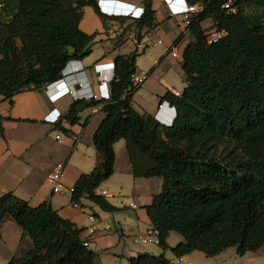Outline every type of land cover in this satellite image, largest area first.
I'll return each instance as SVG.
<instances>
[{"label": "trees", "instance_id": "1", "mask_svg": "<svg viewBox=\"0 0 264 264\" xmlns=\"http://www.w3.org/2000/svg\"><path fill=\"white\" fill-rule=\"evenodd\" d=\"M232 1L235 12L223 9ZM153 0H144V16L132 20L141 30L156 25ZM204 10L187 26L191 41L183 52L185 87L181 95L167 91L160 102L176 109L172 126L162 125L132 102L136 52L116 56L111 99L72 101L65 120L79 124L81 114L100 107L105 114L93 134L95 168L82 174L72 189V203L88 200L102 211L121 209L98 194L114 174V145L124 140L135 178H161L162 190L146 207L160 232V248L169 249L171 232L183 241L171 248L177 257L202 252L215 257L229 248L239 256L264 247V15H248L247 6L264 0H187ZM4 5V6H3ZM93 7L103 25H125L128 18L109 19L97 0H0V96H14L60 80L71 61L93 52L97 33L81 30L84 9ZM227 35L209 43L207 21ZM179 36L175 41L181 40ZM152 72V70L150 71ZM149 72V73H150ZM0 115V137H5ZM69 134V130L57 126ZM13 220L32 241V249L8 264H96L98 254L83 245V229L63 219L45 201L31 207L9 192L0 197V227ZM1 240V233H0ZM130 264H172L164 253L149 252Z\"/></svg>", "mask_w": 264, "mask_h": 264}, {"label": "crops", "instance_id": "2", "mask_svg": "<svg viewBox=\"0 0 264 264\" xmlns=\"http://www.w3.org/2000/svg\"><path fill=\"white\" fill-rule=\"evenodd\" d=\"M116 1L140 6L144 3V0ZM152 4L156 13V25L153 28L137 29L136 33L124 31L125 38L122 42L129 39L137 47L135 44V40H137L142 43V47L137 49H142L147 35L150 36L152 33L159 31L171 36V38H167L168 41L160 39L155 44L160 48L158 65L155 64L157 61L155 60V67L148 72L140 70L137 66L139 73L147 74L146 80L138 92L144 89L146 93H150L151 105L148 107L150 110L139 108L141 110L139 111L135 108L134 100L137 93L134 95L132 102L134 108L140 113L147 112L171 126L175 120L176 112L167 106L160 109L159 106L162 103L160 97L165 95L167 91L181 95L187 86L181 64L184 49L191 41V35L187 30V26H180L178 21L176 27L174 23L170 24L169 20L172 18L168 15L163 0H153ZM87 8H92L95 15L85 19ZM247 13L248 15L255 13L254 15L258 18L264 15V10L262 6L252 4L247 6ZM108 22L110 24L117 23L114 20ZM109 26L112 27V25H103L101 17L93 7L84 9L80 28L89 35L97 33L95 42L111 40L107 36L108 31L105 30ZM113 27L120 36L117 26ZM179 36H182V38L176 44L175 41ZM122 42L113 46L112 53L104 54L102 57L92 58L91 54L82 61L72 62L67 72H82L66 79L72 93L56 103L50 101L49 98L54 91L47 86L14 96L13 104L9 100H3L0 96V115L5 118L3 122L5 137H0V197L3 194L12 192L17 197L26 200L31 207H37L45 201H49L63 219L71 221L77 228L84 230L82 233L83 238L88 237L86 228L89 225L88 217L91 213L102 224H111V231L108 234L97 236L90 246V249L98 254L96 264H119V260L128 259L130 261L131 258L144 252L157 255L158 251L155 250V247H160L134 245L132 242L133 237L145 234L148 229L153 227L146 207L151 205L153 197L159 193L161 183L157 178L147 179L133 176L125 141L120 140L114 145L116 155L114 174L99 187L97 193L105 196L112 205L126 213L119 216H115L113 213H104L88 200H82V206L76 208L71 199V190L79 177L84 173H91L95 168L97 152L93 145V134L103 121L105 114L100 110V107L88 109L81 114L79 124L74 126L65 120V116L72 101L98 94V79L94 72L96 64L113 62L116 56L132 54L122 52ZM166 49H169L167 55L165 54ZM156 67H159V71L162 72L161 78L158 77ZM151 70L152 72H150ZM105 75L111 77L112 74L107 71ZM77 82L84 85L82 89L78 86L74 87ZM54 109L61 113V122L57 125L45 121V117ZM58 125L69 130L66 139L61 137L60 141L56 140ZM75 137L79 138L78 142ZM80 145L83 147L81 151L78 150ZM58 165L64 166L63 190L54 193L48 177ZM111 190L118 191L119 195L116 196L111 193ZM103 191H106L107 194L104 195ZM110 197H118L120 201L109 200ZM0 233V264H8L13 257H20L33 247L30 238L23 235V230L13 220L9 219L3 222ZM172 233L167 239L169 249L165 252L162 250L161 254L164 253L165 257L173 263V259H170L166 252L170 251L174 256V262H176V256L171 248L182 242L183 238L181 236L175 242H171Z\"/></svg>", "mask_w": 264, "mask_h": 264}, {"label": "built area", "instance_id": "3", "mask_svg": "<svg viewBox=\"0 0 264 264\" xmlns=\"http://www.w3.org/2000/svg\"><path fill=\"white\" fill-rule=\"evenodd\" d=\"M163 3L166 7V10L168 12V15L171 18L177 19L178 23L180 26H188L192 20V18L199 13H201L204 10V6L201 4H195L191 5L187 2V0H163ZM103 7L111 11L112 10H120L118 11L119 13H124L125 9H122L124 7H127L124 3L118 2L115 0H105L102 2ZM232 1H229L222 5L223 9L230 10L231 12H235V9L232 8ZM123 10V11H121ZM145 14V8L144 6L140 7L137 11H135L132 15L126 16L128 17L131 21L132 20H139L141 19ZM208 29V28H207ZM206 35L208 38L209 43H215L218 42L219 40L223 39L227 33L225 31H219L218 29L214 28L211 26L208 30H206ZM161 43V42H159ZM135 44L137 45V48L142 47V43L138 42L135 40ZM169 52V49L165 50V54ZM156 65L159 64V60L155 62ZM95 68L97 70H100L99 76H97L98 82V88L100 89L98 94H92L90 97H82L80 99H96V100H110L112 91H111V83L106 87V82L104 81V78L106 77L104 75V72L108 71L110 66H108L106 63L105 64H96ZM63 77L55 83L56 87L58 88V93L59 96H65L66 93L69 91L68 87L66 86L65 83H62L60 86L58 85L59 82H63L65 79H67L69 76H65V72H62ZM147 74L146 73H139L138 71L134 72L131 75V83L133 87H139L142 86L146 80ZM115 79V76L113 77ZM52 84L47 85L49 88ZM77 86L82 89L83 84L82 83H77ZM76 89V88H75ZM72 93V92H70ZM54 100V99H52ZM160 109L164 107V104L159 106ZM174 110V109H172ZM57 112V113H56ZM54 115V116H52ZM45 121L54 125H57L61 122V113L57 111V109L52 110L48 116L45 117ZM57 141L61 140V136L57 135L56 137ZM75 140L78 142L79 138L75 137ZM64 177V166L63 165H58L54 171L49 175L48 181L50 185L53 188L54 193H59L63 190V185H62V179ZM72 191V190H71ZM103 194L106 195V191H103ZM125 204V202H123ZM76 208H80V205L78 204H73ZM89 225L86 228V231L88 233V239H86L83 243V245L87 248H90L93 239H95L99 235H104L108 234L112 226L109 223H101L99 219L94 215L90 214L89 217ZM160 232L157 228L151 227L146 231L145 234L138 235L133 237V242L134 244H139V245H155V246H160ZM176 264H194L192 261L188 260L185 258V256H180L176 258Z\"/></svg>", "mask_w": 264, "mask_h": 264}, {"label": "rangeland", "instance_id": "4", "mask_svg": "<svg viewBox=\"0 0 264 264\" xmlns=\"http://www.w3.org/2000/svg\"><path fill=\"white\" fill-rule=\"evenodd\" d=\"M96 12V11H95ZM95 15L92 8H87L85 11V19H88ZM84 19V20H85ZM170 21V24H175L177 22V19L172 18ZM112 25V27H106L105 30H107V36L110 37L111 40H104L103 42L99 41L96 42L93 46V53L92 58H96L99 56H103L104 54L112 53L113 52V46L116 44H119L123 41L125 36L123 35L124 31H132L136 33L137 28L134 26L133 22L131 20H128V23L126 25H122L120 23L115 24H107ZM113 26H117V30L120 32V36H118V32L115 31V28ZM212 26V21H207L202 25V27L205 30H208ZM124 27V28H122ZM208 28V29H207ZM181 29V28H180ZM167 38H171V36H167L163 34L162 32H154L152 35H147L146 40L144 42V46L142 49H137V47L134 45L132 40L127 39L125 42H122V52L127 53H133L136 52L138 54L137 57V66L140 70L148 72L151 68L155 67L154 61L160 59V48L158 46H155V44L160 40L163 39L165 41H168ZM189 39V36H188ZM115 43V44H114ZM113 48V49H112ZM156 72L158 73V77H162V72L159 71V67H156ZM150 93H146L143 90L140 92H137L136 99L134 100V106L137 110L141 111L140 109L147 108V110H150L148 107L151 105V99L149 98ZM147 106V107H146ZM140 108V109H139ZM56 134L60 135L63 139L67 138V134H65L63 131L58 130L56 131ZM124 142V140H123ZM83 147L80 145L78 150H82ZM77 157V155H76ZM158 181L161 183V187L159 189V192L162 190L163 186V180L161 178H157ZM111 193L115 194L116 196L119 195L118 191L111 190ZM123 196H125L128 200H130L129 197H127L124 193H122ZM109 200L114 201H120L118 197H110ZM96 206V205H95ZM98 210L102 211L98 206H96ZM104 212V211H102ZM105 213V212H104ZM108 213V212H107ZM123 210L114 212L113 214L115 216H119L121 214H125ZM114 224V221L112 222ZM180 238L181 235L178 233L173 232L171 234V242H175L177 238ZM133 242V241H132ZM134 244V242H133ZM136 245V244H134ZM152 248V247H148ZM155 250H157V255L161 254L162 249L160 247H155ZM167 256L170 259H173L172 264H176L174 262V256L170 253V251H167ZM195 254H190L185 256L186 259L192 261L194 264H264V247H262L258 252L255 253H249L248 255L239 256L237 255L235 248H229L227 249L223 254H219L215 257L208 258L206 257L202 252H194ZM235 254V256H234ZM232 256V257H231ZM98 261V259H97ZM119 264H129L128 259L119 260Z\"/></svg>", "mask_w": 264, "mask_h": 264}, {"label": "clouds", "instance_id": "5", "mask_svg": "<svg viewBox=\"0 0 264 264\" xmlns=\"http://www.w3.org/2000/svg\"><path fill=\"white\" fill-rule=\"evenodd\" d=\"M103 1H105V0H97V7H98V9H99V11H100V13L102 14V15H104V16H107L109 19H112V18H128V17H126V16H130V15H132L135 11H137L140 7H142V6H140V5H136V4H132V3H126V2H122V3H124L127 7H124V8H122V9H125V11H124V13H119L118 11H120L119 9L118 10H112V12L111 11H108V10H106L104 7H103V5H102V2ZM116 1V0H115ZM118 2H121V1H118ZM121 11H123V10H121ZM129 19V18H128ZM130 20V19H129ZM72 62H79V61H77V60H75V61H71V62H69L68 64H67V66H66V68L63 70L64 72H65V76H69V77H72V76H74V75H76L77 73H80V72H82V71H76V72H67V70H68V67H69V65L72 63ZM105 64V63H104ZM108 66H110V68L108 69V71H110L111 72V77H108L107 75H105V72H104V75L106 76L105 78H104V81L106 82V87H108V85L114 80L113 79V77L115 76V69H116V65H115V61H113V62H109V63H106ZM94 72H95V74L97 75V76H99V73H100V70H97L96 68H95V66H94ZM107 72V71H106ZM62 77H63V75H62ZM68 77V78H69ZM59 81V80H58ZM57 82V81H56ZM56 82H54L49 88H52L53 89V91H54V93L50 96V101L51 102H53V103H56L57 101H59L60 99H62L63 97H65V96H67L68 94H70V92H71V89H70V87H68V85H67V82H66V79L63 81V82H59L58 83V85L60 86L62 83H65L66 84V86L68 87V92L66 93V95L65 96H59V93H58V88L56 87V85H55V83ZM97 82H98V80H97ZM78 83V82H77ZM77 83L75 84V86L74 87H76L77 86ZM97 88H98V85H97ZM99 88H98V92H99ZM52 99H54V100H52ZM164 104V106H167L168 108H170L171 110L172 109H174V111L176 112V109L174 108V107H172L171 105H169V103H167V102H164L163 103ZM162 105V104H161ZM175 118H176V116H175ZM157 119V118H156ZM157 121L159 122V123H161L162 125H165V126H169V125H167L166 123H164V121H161V120H159V119H157ZM174 123V122H173ZM172 123V124H173ZM172 126V125H171Z\"/></svg>", "mask_w": 264, "mask_h": 264}]
</instances>
